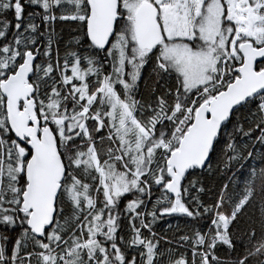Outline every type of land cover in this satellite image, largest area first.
Here are the masks:
<instances>
[{
  "label": "snow or ice",
  "instance_id": "obj_1",
  "mask_svg": "<svg viewBox=\"0 0 264 264\" xmlns=\"http://www.w3.org/2000/svg\"><path fill=\"white\" fill-rule=\"evenodd\" d=\"M0 264H264V0H0Z\"/></svg>",
  "mask_w": 264,
  "mask_h": 264
}]
</instances>
